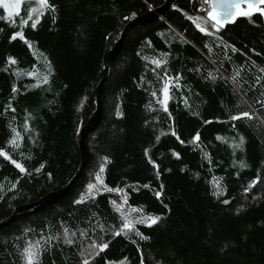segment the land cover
<instances>
[{
  "label": "trees",
  "instance_id": "16d2710c",
  "mask_svg": "<svg viewBox=\"0 0 264 264\" xmlns=\"http://www.w3.org/2000/svg\"><path fill=\"white\" fill-rule=\"evenodd\" d=\"M165 1L48 0L34 29L35 3L11 20L0 7V150L11 157L0 155V223L74 179L59 201L0 228V264H28L37 243L33 264H264V14L217 29L199 0H175L127 33L108 68L127 24ZM107 71L81 169L80 131ZM242 112L251 118L231 119ZM101 165L104 184L122 192L87 196ZM119 205L133 220L160 219L117 235Z\"/></svg>",
  "mask_w": 264,
  "mask_h": 264
},
{
  "label": "snow or ice",
  "instance_id": "6c2138e0",
  "mask_svg": "<svg viewBox=\"0 0 264 264\" xmlns=\"http://www.w3.org/2000/svg\"><path fill=\"white\" fill-rule=\"evenodd\" d=\"M31 3H35L37 5V7H33L30 8L28 10V20H31V27L34 29L36 27V24L38 22V19L40 16L43 15V10L46 9L47 7H49L48 4V0H30ZM246 4L247 5V10H243L240 9V5L241 4ZM21 4H22V0H0V7H2L6 13V19L11 20L12 17L14 15H18L20 13L21 10ZM259 4H264V0H227V3L221 5L225 11L222 14H217L215 12H210L208 15L210 17V19L214 22L212 24L213 28H219L221 26H223V24L231 17L235 16H246V17H250L253 13V11L255 12H260L262 14H264V7H258ZM213 7L215 8L216 5L214 4ZM236 8L237 11L234 13L233 9ZM35 13L36 14V18L33 19L32 14ZM28 20H21L22 24H27ZM195 23V21H194ZM196 27L204 33H208V29L205 27H201V25L199 23H196ZM17 36H19L21 39H24L23 35L20 32H16L14 33V35L12 36V39H15ZM25 42L27 43V41L25 40ZM29 47H31V45H29ZM233 50H235V48L233 47ZM9 62L10 63H15V60L12 58H9ZM153 63L159 65L162 63V61L159 60H154ZM239 73H237L238 75ZM29 75H32V73H29ZM211 75V73L209 74ZM175 79L178 81L179 77H175ZM235 79V77H234ZM48 80L47 76L43 77V81L46 83ZM173 80L172 77H168L165 82H164V86L162 89L163 92V98L160 101V103L162 105H164V110L167 111V101L170 99L169 96V88H170V82ZM178 86V83H177ZM13 91H16L15 88H13ZM153 96L156 95L155 92L152 93ZM251 118L250 114L248 112H242L239 116H232L231 119L232 120H237V119H241V118ZM207 123V122H206ZM15 135L13 137L12 140L9 141L10 144H13L15 146H19L16 141L17 139L20 138V133L15 132V129L13 130ZM173 135H175V133L173 132ZM177 139H179L177 137ZM217 139H221L220 137H217ZM199 140V134L197 133L196 136L193 137V141L191 142H195ZM181 143H183V141H181ZM244 143V138L240 137V143L235 145V147L240 148L242 147ZM147 153V150H146ZM175 154V153H174ZM0 155L5 156L8 159H11V157L8 156V154L6 152H4L3 150H0ZM178 155V154H176ZM105 160H107V158H105ZM14 164H16V167L19 168L22 172L25 171L24 167L17 163L15 160L12 161ZM243 166V165H242ZM158 167V166H156ZM104 172V166L101 165L99 172L95 175V183H89L87 185V196H91L93 194V190H99L100 187H103V189L105 191H118V192H122V189H111L108 188L105 184L103 179L101 178V173ZM215 180V178H214ZM145 187H148V185H145ZM157 197H159L160 193L157 192L156 193ZM87 196L85 194H81V197L79 200L76 201V203H83ZM113 203H115V201H113ZM126 203V200H125ZM225 203H227V201H225ZM123 208V205H119L117 206V211L120 212L121 217L123 219V224L120 228V231L117 232L116 234L119 235L121 233H124L125 235L127 234V232L125 230H135V224L138 223H149L150 224H154L156 223L160 217H152V216H148V217H139L137 220H133L130 218V216L128 214H126L125 212L121 211V209ZM131 212H135L137 211V209L135 208H131L130 209ZM83 234V233H82ZM136 235H141L138 231H136ZM146 239V237H141ZM68 243H72L71 239H68ZM90 247L95 250L96 248H98L100 251H103L104 249H106L108 247L107 243H102V244H98V245H90ZM38 250H39V243H37L35 246L33 245H29L26 249H25V254H26V259L28 264H33V261L38 257ZM83 264H89L88 259H85L83 261Z\"/></svg>",
  "mask_w": 264,
  "mask_h": 264
},
{
  "label": "water",
  "instance_id": "95a60500",
  "mask_svg": "<svg viewBox=\"0 0 264 264\" xmlns=\"http://www.w3.org/2000/svg\"><path fill=\"white\" fill-rule=\"evenodd\" d=\"M175 0H166L164 5H162L161 7L158 8H154L149 10L148 13L138 16L134 19H132L127 26L124 28L119 40L115 43V45L113 46V48L111 49L110 53H109V58H108V62H107V66L109 68V66L112 64L113 60L119 55V53L122 50L123 44H124V40L125 37L127 35V33L133 29L134 27L138 26V25H143L149 22H152L158 18H161L165 12L172 7L173 3ZM210 3V12H215L217 14H222L225 9L221 6L225 3H227V0H209ZM216 5V7L214 8L213 5ZM258 7H264V4H259ZM240 9L243 10H247V5L246 4H241L240 5ZM237 11L236 8L233 9V12L235 13ZM208 13V14H209ZM253 13H256L255 11H253ZM239 17L241 16H233L231 18H229L222 27H225L227 25L233 24ZM208 19L214 23L209 15H208ZM108 70V69H107ZM108 71L105 73L103 79L101 80L98 88H97V109L94 113V115L91 117V119L89 120V122L84 125L81 128L80 131V135H79V146H80V150L82 153V166L81 169L84 167L85 163L88 160V155H89V149H88V145H87V134L90 131H93L97 126L98 123L100 121L101 118V89H102V85L107 77ZM81 171V170H80ZM80 173V172H79ZM74 179L72 180V182L66 186L65 188H62L58 191H54L46 196H44L41 200L33 203V204H29V205H25L22 207H19L16 209V211L14 212V214L7 220L3 221L0 223V228L6 226L7 224H9L10 222H12L16 217H18L20 212L26 211V210H32V211H37L39 209H41L42 207L51 205L57 201H59L60 199H62L65 194L67 193V191L69 190L70 186L72 185Z\"/></svg>",
  "mask_w": 264,
  "mask_h": 264
},
{
  "label": "built area",
  "instance_id": "2783aa9c",
  "mask_svg": "<svg viewBox=\"0 0 264 264\" xmlns=\"http://www.w3.org/2000/svg\"><path fill=\"white\" fill-rule=\"evenodd\" d=\"M201 3V9L203 11H210V3L209 0H199Z\"/></svg>",
  "mask_w": 264,
  "mask_h": 264
},
{
  "label": "rangeland",
  "instance_id": "374dc122",
  "mask_svg": "<svg viewBox=\"0 0 264 264\" xmlns=\"http://www.w3.org/2000/svg\"><path fill=\"white\" fill-rule=\"evenodd\" d=\"M24 0H22V2H23ZM37 6V5H36Z\"/></svg>",
  "mask_w": 264,
  "mask_h": 264
}]
</instances>
